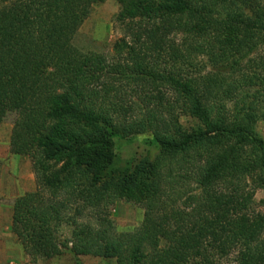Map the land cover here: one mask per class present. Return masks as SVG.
<instances>
[{
    "label": "trees",
    "instance_id": "1",
    "mask_svg": "<svg viewBox=\"0 0 264 264\" xmlns=\"http://www.w3.org/2000/svg\"><path fill=\"white\" fill-rule=\"evenodd\" d=\"M106 1L0 0V119L19 109L11 142L32 153L37 184L16 199L12 233L35 262L62 255L59 234L72 225L77 264L113 253L128 264H217L234 251L238 264H264L254 209L264 91L247 103L241 90L264 88V55L252 56L264 45V0H115L123 37L113 59H69ZM144 134L157 160L108 176L115 140ZM191 183L197 193L179 203ZM117 200L143 207L136 232L105 218ZM86 211L94 223L79 222Z\"/></svg>",
    "mask_w": 264,
    "mask_h": 264
},
{
    "label": "rangeland",
    "instance_id": "2",
    "mask_svg": "<svg viewBox=\"0 0 264 264\" xmlns=\"http://www.w3.org/2000/svg\"><path fill=\"white\" fill-rule=\"evenodd\" d=\"M120 12V6L115 0H107L102 4H97L77 32L72 43L67 48V57L73 59L79 52L103 54L107 60H112L114 55L115 43L123 37L121 26L117 22ZM182 38V37H181ZM179 39V37H178ZM262 53L264 55V45H261L253 57ZM205 60V59H204ZM247 60L250 59H245ZM205 62H207L205 60ZM245 65V64H243ZM254 69H250L253 71ZM244 71V70H242ZM240 70H238L237 78ZM251 76V74L249 73ZM241 90L244 91L245 102L249 103L255 99V95L264 91L260 87V80H254L252 84H244ZM232 103L229 105L231 106ZM19 109L11 105L6 116L0 119V264H77L72 250V234L74 227L64 225L59 234V241L62 245L63 254L52 259L40 258L37 262L33 261L23 250L20 242L12 233L11 221L12 210L16 199L25 193L36 190V176L33 171L32 153L28 148L18 151L19 146L11 142L12 130L18 118ZM264 113L262 112L261 115ZM181 123L189 128L193 127L195 121L190 117H182ZM256 133L258 137L264 140V117H261L256 124ZM151 138V134L136 135L125 140L116 139L114 147V161L108 167V176L124 175L132 173L140 160L148 158L150 161H156L159 151L154 147L145 144V140ZM67 162V161H65ZM64 164L62 162L61 166ZM198 188L194 183L186 186L184 190L185 202L189 195L197 193ZM256 204L254 209L257 212L264 213V189H257L255 194ZM115 230L119 233H133L139 230L144 220V209L141 205L117 200L108 206L107 215ZM79 222L94 223L90 211H86L84 217ZM237 252L218 258L217 264H238L236 262ZM81 264H128L126 257L117 254L107 255L105 257L80 256Z\"/></svg>",
    "mask_w": 264,
    "mask_h": 264
}]
</instances>
